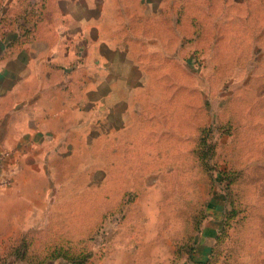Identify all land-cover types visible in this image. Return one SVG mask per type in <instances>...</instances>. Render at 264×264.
I'll return each instance as SVG.
<instances>
[{
	"label": "rangeland",
	"instance_id": "obj_1",
	"mask_svg": "<svg viewBox=\"0 0 264 264\" xmlns=\"http://www.w3.org/2000/svg\"><path fill=\"white\" fill-rule=\"evenodd\" d=\"M146 2L173 11L181 36L179 56L176 27L163 65L150 67V144L122 147L131 176L115 177L114 147L91 145L98 131L86 129L82 155L42 179L39 223L0 241V264H31L45 249L52 264H67L59 254L73 264H264V0ZM7 151L5 172L23 157Z\"/></svg>",
	"mask_w": 264,
	"mask_h": 264
},
{
	"label": "crops",
	"instance_id": "obj_2",
	"mask_svg": "<svg viewBox=\"0 0 264 264\" xmlns=\"http://www.w3.org/2000/svg\"><path fill=\"white\" fill-rule=\"evenodd\" d=\"M1 1L2 13L35 15L28 39L11 49L0 42V152L23 154L7 166L13 186L0 187V241H10L39 223L35 211L46 205L36 202L45 199L42 179L50 177L54 161L82 155L86 129L98 131L91 145L107 140L114 147L115 177L131 176L122 164L132 161L131 151L122 147L150 144L147 86L157 81L150 67L163 65L176 27L179 56L181 36L176 14L163 2L153 10L146 0L136 7L129 0ZM27 21L25 15L21 24ZM11 30L20 32L18 25ZM102 122L108 132H100Z\"/></svg>",
	"mask_w": 264,
	"mask_h": 264
},
{
	"label": "trees",
	"instance_id": "obj_3",
	"mask_svg": "<svg viewBox=\"0 0 264 264\" xmlns=\"http://www.w3.org/2000/svg\"><path fill=\"white\" fill-rule=\"evenodd\" d=\"M0 2H1V0H0ZM2 12H3V9L0 5V13H1L0 14V28H2V29H0V31H3L2 35H1V42L5 45V47L7 49H11V48L15 47L16 45L21 44L22 41L24 42L26 39L29 38L30 30L27 28V24H29V16L35 17V15L34 14L28 15L27 13H18L17 18H15L17 15H15V17L12 15V19H10L11 18L10 13H2ZM25 15H26V20L28 19V21L26 22L25 25H22L21 20L23 19V17L25 18ZM30 23H32V22H30ZM14 25H18L20 32L17 30H15V31L11 30V27H14ZM29 240L32 241L31 238ZM29 240L26 239L25 241L27 242ZM47 251L50 252L51 250L45 249V250L41 251L42 253H44V257L39 255L40 258H43L42 260H40V261L39 260L38 261L37 260L36 261L30 260V263L31 264H45V263H47L48 260H51L50 258H52V255H50L49 257L46 255ZM18 253L19 252L16 253V257L18 256L17 255ZM30 254L31 253L29 250L28 253L22 254L19 257H20V259H23V257L28 256ZM31 255H33V254H31ZM57 258H60L63 261H66L67 264H73L71 262L74 261L73 259H75V258H71L70 260H68L65 257V255H60V254L58 255Z\"/></svg>",
	"mask_w": 264,
	"mask_h": 264
},
{
	"label": "built area",
	"instance_id": "obj_4",
	"mask_svg": "<svg viewBox=\"0 0 264 264\" xmlns=\"http://www.w3.org/2000/svg\"><path fill=\"white\" fill-rule=\"evenodd\" d=\"M13 155V153L12 152H10V151H7V152H5V153H2V155H0V164H1V166H0V169L2 168L3 169V172H5L4 171V166L2 167V162L5 160V159H7V158H10L11 156ZM9 175V173L6 171L5 172V174H3L2 175V178H4V177H7ZM6 182H10V178H5L4 179ZM4 184V183H3Z\"/></svg>",
	"mask_w": 264,
	"mask_h": 264
}]
</instances>
